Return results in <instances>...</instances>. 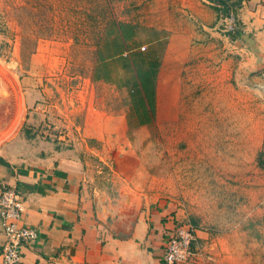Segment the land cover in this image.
I'll return each instance as SVG.
<instances>
[{
  "label": "rangeland",
  "instance_id": "374dc122",
  "mask_svg": "<svg viewBox=\"0 0 264 264\" xmlns=\"http://www.w3.org/2000/svg\"><path fill=\"white\" fill-rule=\"evenodd\" d=\"M212 2L203 1L208 15L193 27L180 67V113L169 124L165 97L155 116L152 71L169 32L145 26L138 0H0V85L13 96L0 143L26 118L43 115L45 127H34L38 136L47 133L78 163L98 209L120 207L123 193L170 198L207 233L211 248L235 252V264H264L262 131L255 123L226 121L225 101L214 97L217 82L235 84V70L247 62L240 49L254 54L255 43L243 34L235 8L216 12ZM157 36L163 40L152 44ZM169 68L175 67L167 64L165 74ZM139 70L148 71L151 105ZM94 108L107 119L100 140L87 137L98 129L85 121ZM185 109L192 113L186 122ZM191 133L193 146L207 160L216 149L224 166L215 184L196 187L197 194H190L184 169Z\"/></svg>",
  "mask_w": 264,
  "mask_h": 264
},
{
  "label": "crops",
  "instance_id": "0c3cea01",
  "mask_svg": "<svg viewBox=\"0 0 264 264\" xmlns=\"http://www.w3.org/2000/svg\"><path fill=\"white\" fill-rule=\"evenodd\" d=\"M203 1L138 0L144 9L145 26L169 32L165 49L156 55L159 65L153 88L155 116L159 117V99L165 97L169 124L176 122L180 113V67L189 56L193 27L208 15ZM231 1L236 4L243 34L254 40V54L240 49L247 52V62L235 70V84H215L214 97L217 102L225 101L226 114H231L226 121L255 123L264 140V0ZM162 40L157 36L152 44ZM167 64L175 68L165 74ZM189 103L192 105V99ZM184 112L186 122L192 113ZM88 114L86 124L92 120L98 129L92 134L87 131V137L100 140L106 114L98 108ZM45 118H26L10 138L0 143V193L15 188L24 205L20 225L38 231L36 242L22 248L20 264H162L169 233L189 220L185 211L170 198L146 195L139 200L135 194L118 208L98 209L97 201L86 193L78 163L66 158L68 152L52 143L47 133L38 136L34 127L44 128ZM23 126H27L24 131ZM184 159L190 194H197L198 186L215 184L213 180L220 177L215 172L224 167L216 149L207 160L203 148L193 146L192 138ZM196 234L202 251L187 264H235V252L219 251L215 245L211 248L207 233L197 230ZM4 242L0 219V251Z\"/></svg>",
  "mask_w": 264,
  "mask_h": 264
},
{
  "label": "built area",
  "instance_id": "2783aa9c",
  "mask_svg": "<svg viewBox=\"0 0 264 264\" xmlns=\"http://www.w3.org/2000/svg\"><path fill=\"white\" fill-rule=\"evenodd\" d=\"M264 173V153L260 161ZM24 213L21 196L15 188H5L0 193V219L5 242L0 251V264H20L21 250L24 246L36 242L38 231L34 227L20 225ZM196 229L189 221H183L169 233L162 264H187L196 254H200V245Z\"/></svg>",
  "mask_w": 264,
  "mask_h": 264
},
{
  "label": "water",
  "instance_id": "95a60500",
  "mask_svg": "<svg viewBox=\"0 0 264 264\" xmlns=\"http://www.w3.org/2000/svg\"><path fill=\"white\" fill-rule=\"evenodd\" d=\"M13 109V96L7 86L0 85V129L5 127L8 123ZM123 193V192H122ZM127 200L130 199V195L123 193Z\"/></svg>",
  "mask_w": 264,
  "mask_h": 264
},
{
  "label": "trees",
  "instance_id": "16d2710c",
  "mask_svg": "<svg viewBox=\"0 0 264 264\" xmlns=\"http://www.w3.org/2000/svg\"><path fill=\"white\" fill-rule=\"evenodd\" d=\"M212 4H213V9L216 12H219L221 9L223 10V12H228V11H231V9L235 8V6H236L235 2L229 3V1H227V0H213ZM157 67H158V65H157ZM156 68L152 69L153 75H156V71H155V70H157ZM149 70H150V67H149ZM139 72H141V71L139 70ZM147 72L148 71L145 70L143 73L141 72V74L138 73L137 77L141 82V88L143 89L144 93H147L149 95L150 99H147V100H148L149 105H151L152 104V97H150V95L152 96V90H151L150 86L148 85V82L145 80V76H144ZM153 87H154V85H153ZM146 97H147V95H146Z\"/></svg>",
  "mask_w": 264,
  "mask_h": 264
}]
</instances>
